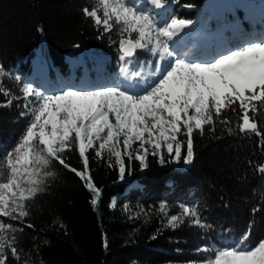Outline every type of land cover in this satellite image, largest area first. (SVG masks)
<instances>
[{
    "label": "trees",
    "instance_id": "obj_1",
    "mask_svg": "<svg viewBox=\"0 0 264 264\" xmlns=\"http://www.w3.org/2000/svg\"><path fill=\"white\" fill-rule=\"evenodd\" d=\"M141 1L138 5L143 10L151 3ZM261 1L245 0L251 9ZM94 2L0 0V71L13 79L7 85L11 96L0 92V175L6 167L5 154L17 145L30 122L20 82L34 73L36 59L54 78L57 73L67 79L75 75L79 85L95 76L93 63L115 79L124 68L119 26L106 32L82 11ZM162 4L170 10L160 14L150 11L162 24L169 17L191 20L190 27L201 35L221 31L233 48L241 46L237 37L222 31L237 18L222 10L207 11V0H162ZM242 14L238 10L237 15ZM244 28L253 29L250 22ZM154 65L155 56L139 49L127 67L131 73ZM224 116L231 124L217 120L205 126L203 135L194 131L191 164L176 162L166 149L165 163L149 155L146 168L125 157L126 173L120 179L114 159L110 161L106 154L97 158L94 150H89V174L101 190L95 206L91 203L93 193L84 182L52 161L45 169L51 175L44 178L42 190L26 202L29 215L23 220L0 217L13 226L5 235L19 257L6 249V264H192L213 255L198 249L234 245L249 226L252 242L264 236V173L258 171L264 164V112L257 117L260 136L239 132L236 113L228 111ZM62 155L71 167L83 170L75 146ZM162 202L167 205L165 212L159 209ZM181 205L195 207L205 227L192 223L190 217L178 227L167 226L164 215H178Z\"/></svg>",
    "mask_w": 264,
    "mask_h": 264
},
{
    "label": "snow or ice",
    "instance_id": "obj_2",
    "mask_svg": "<svg viewBox=\"0 0 264 264\" xmlns=\"http://www.w3.org/2000/svg\"><path fill=\"white\" fill-rule=\"evenodd\" d=\"M150 2L158 8L163 6L162 0ZM82 11L106 32L119 26L120 60L125 62L126 75L143 78L142 71L129 73L127 67L137 50L147 49L157 57L159 62L151 73L154 79L140 91L105 85L44 95L24 85V98L35 97L32 118L17 145L3 158L6 167L0 175V217L23 220L29 215L26 202L42 190L44 178L51 175L45 169L52 161L69 168L84 182L93 193L91 203L95 206L101 190L89 174V150H94L97 158L103 159L106 154L110 161L114 159L120 179H124L125 157L129 163L135 160L146 168L149 155L165 163L166 149L176 162L193 163L194 131L203 135L205 126L217 120L231 124L224 116L228 111L236 113L239 132L262 135L257 117L264 112V39L246 42L208 60H189L185 58L187 53L178 55L169 42L190 26L191 20L172 19L159 26L129 0H95L91 8L86 6ZM16 79L19 81V77ZM0 92L11 96L8 90L0 88ZM11 102L9 99L7 103ZM73 146L82 158L83 170L71 167L63 158L64 151ZM258 171L264 173V164ZM166 208L163 202L159 205L161 212ZM185 217L205 227L196 208L185 205L180 206L178 215L169 217L168 224L178 227ZM13 230L11 224L0 221V264H6V249L19 259L17 249L5 235ZM251 235L249 226L234 245L198 251L213 253L205 264H264V236L252 242Z\"/></svg>",
    "mask_w": 264,
    "mask_h": 264
},
{
    "label": "rangeland",
    "instance_id": "obj_3",
    "mask_svg": "<svg viewBox=\"0 0 264 264\" xmlns=\"http://www.w3.org/2000/svg\"><path fill=\"white\" fill-rule=\"evenodd\" d=\"M140 2L142 3L144 1L129 0L130 4H135L141 9V5H138ZM207 3L209 5V7L206 9L207 11L222 10L225 14H229L237 18V22L232 21L234 23L225 24L222 31H229L232 35L237 37L240 42H242L241 45H244L246 42H259L260 40L264 39V19L262 20V18H264V0H262L259 3V7H256L255 9H251L245 0H207ZM169 10L170 6H162L158 8L150 3L143 11L147 12L148 14H150V11L160 14L163 11L167 12ZM238 10H241L243 14L237 15ZM151 16L153 17V15ZM160 16L166 18V16ZM172 19V17H169L166 20L164 19L162 24L161 20H156L154 18L159 26H164L170 23ZM257 19H261V21H257ZM247 22L251 23L253 29L244 28V26L247 25ZM222 34V32H217L213 36L201 35L198 29H193L192 27L188 26L182 29L180 33L169 43L178 55L185 56L187 53L185 58L189 60H208L219 53L234 49L230 39L227 37H221ZM82 56V54L79 55V60L82 58ZM71 58L72 56H67L70 65L73 66V61ZM158 62V58L155 57V64ZM167 62L168 61H163L162 63L166 64ZM34 67L35 71L33 75L23 80H21L20 77L21 82L20 80L18 81L21 83L20 91L24 85H30L36 91H39L44 95L55 94L61 90H68L69 88L75 90H91L105 85H120L122 87H130L133 91H140L147 84H150L154 79L153 75L151 74L154 70V66H152V69H147L143 72L144 75L142 79L133 78L130 75H126L123 70L124 68L121 70L120 75L115 79L113 77L107 76L102 71L104 69H102L101 66L93 63V71L96 73L95 76L90 77L88 83L85 82L82 85H78L79 82L76 81L77 79L75 75L67 79L57 74L55 75V78L51 79L52 75L50 74L49 68L47 66H40L39 62L36 61ZM50 75L51 77L49 78ZM15 80L17 81L16 78ZM9 82L13 83V79L7 76L4 77L2 71H0V88L7 90V85ZM24 100L29 106L27 111L30 114L29 118L31 120V110L35 101V97H29L27 99L24 98ZM113 202L116 205L117 199H115ZM170 216L171 215L167 213L164 215V223L167 226H169L168 219ZM192 264H205V262H195Z\"/></svg>",
    "mask_w": 264,
    "mask_h": 264
},
{
    "label": "bare ground",
    "instance_id": "obj_4",
    "mask_svg": "<svg viewBox=\"0 0 264 264\" xmlns=\"http://www.w3.org/2000/svg\"><path fill=\"white\" fill-rule=\"evenodd\" d=\"M230 23H234V22H230ZM24 60H26V59H24ZM36 61L39 62L40 66H43L42 63L40 62V60H39V59H36V60L34 61V63H33V67H34V64H35ZM24 62H26V61H24ZM34 69H35V67H34ZM122 69H123V68H122ZM122 69H121V70H122ZM121 70H120V72H121ZM49 71H50V74L52 75L50 69H49ZM129 73H130V72H129ZM33 74H34V73H33ZM33 74H32V75H33ZM57 74H58V73H57ZM57 74H56V75H57ZM51 75L49 76V78L51 77ZM59 75H60V74H59ZM55 77H56V76H55ZM53 78H54V77L52 76L51 79H53ZM77 82H78V81H77ZM88 82H89V81H88ZM88 82H87V83H88ZM78 85H79V84H78Z\"/></svg>",
    "mask_w": 264,
    "mask_h": 264
}]
</instances>
